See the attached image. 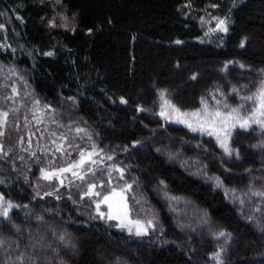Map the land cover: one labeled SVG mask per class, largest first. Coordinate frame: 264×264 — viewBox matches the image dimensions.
Returning a JSON list of instances; mask_svg holds the SVG:
<instances>
[{
    "label": "trees",
    "instance_id": "trees-1",
    "mask_svg": "<svg viewBox=\"0 0 264 264\" xmlns=\"http://www.w3.org/2000/svg\"><path fill=\"white\" fill-rule=\"evenodd\" d=\"M218 20L227 32L200 42ZM0 26L2 91L20 72L135 182L161 228L115 232L66 199L73 180L35 194L0 161L12 206L0 264H264V195H253L264 193V127L237 121L229 156L214 135L159 115L165 100L201 122L250 114L242 98L264 85V0H0Z\"/></svg>",
    "mask_w": 264,
    "mask_h": 264
},
{
    "label": "rangeland",
    "instance_id": "rangeland-1",
    "mask_svg": "<svg viewBox=\"0 0 264 264\" xmlns=\"http://www.w3.org/2000/svg\"><path fill=\"white\" fill-rule=\"evenodd\" d=\"M225 26L227 27L226 22L221 27ZM224 33L217 27L214 31H208L199 41H215ZM7 76V88L2 91L0 87V114L8 113L6 122L0 124V131L3 132V135H0V161L6 164V169L13 176L21 177L24 173L28 181L25 183L32 187L35 194L51 191L53 186L63 187L69 184L66 199L75 205L79 213L101 222L115 232L135 235L136 221L148 229V234L159 232V219L138 186L134 181H129L118 167L102 161L103 155L98 152L94 137L82 128L72 129L68 126L66 121L57 116L54 109L44 103L30 85L23 81L25 78L20 72L8 70ZM207 128L213 130L211 125ZM215 130L223 138L224 133L219 131L218 125ZM81 153L84 154L83 165L73 167L72 171L58 172L59 169L78 164ZM26 170L29 171L28 174ZM73 172L77 175L74 176ZM45 173L58 174L53 175L51 179H45ZM81 176L84 177L82 180L79 178ZM53 180L59 184L49 183ZM65 181L72 182L64 185ZM92 184L97 187L90 190L89 186ZM128 185H131V188H128ZM113 190L116 195H112ZM90 191L92 194L86 195ZM104 196L111 197L109 203L113 205L112 213L118 214L120 219L107 218L109 208L108 204L103 202ZM98 203L99 209L96 207ZM8 205L10 204L0 194V211H9L12 206L9 208ZM100 213L105 215L101 216ZM129 228L132 229L131 232Z\"/></svg>",
    "mask_w": 264,
    "mask_h": 264
},
{
    "label": "snow or ice",
    "instance_id": "snow-or-ice-1",
    "mask_svg": "<svg viewBox=\"0 0 264 264\" xmlns=\"http://www.w3.org/2000/svg\"><path fill=\"white\" fill-rule=\"evenodd\" d=\"M59 2V0H58ZM225 25V21L224 20H218V24L217 27H220V29L224 32H227V27H221ZM52 26H55V24L53 23ZM2 27V26H0ZM74 31V29H73ZM176 43H181L180 41H176ZM47 55H51V53H47ZM193 79H195V76L192 77ZM13 91H15V89H13ZM163 95V93H162ZM242 99L244 100H248V101H252L253 104L255 105L254 107H252L250 109V114H248L247 116L241 115V109L240 108H232L229 112L227 113H221L219 111H215L212 113H204V117L205 119L201 122L200 121V117L202 115V113L200 112H192V113H183L181 112V110L176 107L174 104H171L169 101L165 100L164 105L162 106V109L159 113V115L165 119H172V115L175 114L176 115V121L177 123H184L191 131L193 132H197V131H207V134L210 136H215L217 141H219V145L221 148L224 149L225 153H227V155L231 156L233 155V151L230 149L229 144H228V138H229V129L233 126H235L236 122L239 121V127L240 128H244V129H248L251 127L252 124H257L260 125L262 127H264V85L260 86L258 91L251 96H245ZM122 103H126L127 101L122 100ZM7 115L8 113H2L0 114V116H2V119H0V124L5 123L6 119H7ZM184 116V117H196L197 118V122H198V126L194 127L192 123H189L187 119H180L179 117ZM231 122V123H229ZM206 125H211L213 126V130H208V128L206 127ZM219 126V131L224 133L223 138L219 135V133L215 130L216 126ZM0 135H3V132L0 131ZM60 150V149H58ZM0 151H2V146H0ZM89 155V159L91 158V153L88 154ZM109 159H111V157H109ZM85 163L84 160V154L81 153V160L78 162V164H74L72 166H70L69 168H65V169H59L58 172L59 173H63V172H68V171H72L73 167H78L80 165H83ZM94 163V161H93ZM58 173H45L44 174V178L45 179H51L53 175H56ZM74 176L77 175L76 172L72 173ZM81 180L84 177H79ZM62 183V182H61ZM217 184H220V181L217 180ZM97 187V185L92 184L89 186L90 190L91 189H95ZM128 188H131V185H128ZM51 194V193H48ZM92 194L91 191L86 193V195H90ZM95 195L99 196L100 193H95ZM112 195H116L115 191L113 190ZM253 195L256 196H260V195H264V193H253ZM111 199L110 196H104L103 197V202L108 204V208H109V213L107 215L108 219H120V216L118 214H113L112 213V208L113 205L111 203H109V200ZM8 207L10 208L11 205H8ZM97 209H99L100 205L99 203L96 205ZM126 207V206H125ZM117 211H119V208H117ZM8 215V211L7 209L0 211V216H4L6 217ZM101 216H104V213H100ZM125 215H127V213L125 212ZM151 224V222H149V225ZM123 226V225H121ZM134 226L136 228L135 231V235L140 236V235H147L148 234V229L143 225L140 224L139 221L134 222ZM129 231L131 232L132 229L129 228ZM225 237L228 238V234H226L225 232H220L218 234V237ZM61 239H63V237H61ZM220 257V253H217L213 259H219Z\"/></svg>",
    "mask_w": 264,
    "mask_h": 264
}]
</instances>
